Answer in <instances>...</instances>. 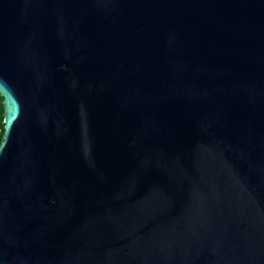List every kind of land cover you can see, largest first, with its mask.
Wrapping results in <instances>:
<instances>
[{
  "label": "water",
  "instance_id": "1",
  "mask_svg": "<svg viewBox=\"0 0 264 264\" xmlns=\"http://www.w3.org/2000/svg\"><path fill=\"white\" fill-rule=\"evenodd\" d=\"M0 264H264V0H0Z\"/></svg>",
  "mask_w": 264,
  "mask_h": 264
},
{
  "label": "trees",
  "instance_id": "2",
  "mask_svg": "<svg viewBox=\"0 0 264 264\" xmlns=\"http://www.w3.org/2000/svg\"><path fill=\"white\" fill-rule=\"evenodd\" d=\"M2 101L3 99L0 96V140H1L2 133H3Z\"/></svg>",
  "mask_w": 264,
  "mask_h": 264
}]
</instances>
